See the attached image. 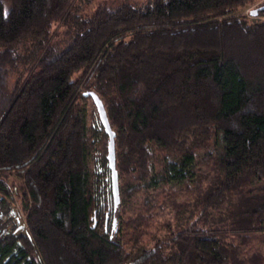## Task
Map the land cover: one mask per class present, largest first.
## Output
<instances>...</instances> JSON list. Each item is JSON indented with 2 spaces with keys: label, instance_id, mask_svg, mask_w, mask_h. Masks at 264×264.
I'll use <instances>...</instances> for the list:
<instances>
[{
  "label": "trees",
  "instance_id": "obj_1",
  "mask_svg": "<svg viewBox=\"0 0 264 264\" xmlns=\"http://www.w3.org/2000/svg\"><path fill=\"white\" fill-rule=\"evenodd\" d=\"M114 2L0 0V197L34 264H264L260 0Z\"/></svg>",
  "mask_w": 264,
  "mask_h": 264
},
{
  "label": "flooded vegetation",
  "instance_id": "obj_2",
  "mask_svg": "<svg viewBox=\"0 0 264 264\" xmlns=\"http://www.w3.org/2000/svg\"><path fill=\"white\" fill-rule=\"evenodd\" d=\"M14 197H0V264H34L31 237Z\"/></svg>",
  "mask_w": 264,
  "mask_h": 264
},
{
  "label": "water",
  "instance_id": "obj_3",
  "mask_svg": "<svg viewBox=\"0 0 264 264\" xmlns=\"http://www.w3.org/2000/svg\"><path fill=\"white\" fill-rule=\"evenodd\" d=\"M264 10V5L260 8L253 9L251 11V15L253 17H257L259 14V11ZM84 96H90L97 108L101 123L103 124V127L105 129V132L109 136L108 141V161H109V168L111 170V177H112V191H113V199H114V210L116 211L118 209V206L120 205V192H119V176L118 171L116 168V148H115V132L112 130L107 112L105 110L104 104L100 97L92 91H88L84 93ZM117 224V219H114L113 227L115 228Z\"/></svg>",
  "mask_w": 264,
  "mask_h": 264
},
{
  "label": "rangeland",
  "instance_id": "obj_4",
  "mask_svg": "<svg viewBox=\"0 0 264 264\" xmlns=\"http://www.w3.org/2000/svg\"><path fill=\"white\" fill-rule=\"evenodd\" d=\"M2 1V4H3V9H4V12L5 13H8L11 8H12V0H1ZM115 1L114 3H117V2H120V1H129V2H132V3H138V4H143L145 2H148L150 0H113ZM261 5H264V0H260V2H258L256 5H253L250 7V9L246 10L243 12V14H246L248 15V17L252 18V19H262L264 20L263 17H253V16H250V10H253V9H256V7L258 6H261ZM12 83H13V76L9 79V88L12 87ZM88 108H89V114H92L91 110H92V107H91V104H88ZM14 179L16 180L17 178H11L10 180H8V184L11 185L10 187L12 188L13 186H15V182H14ZM14 189H16L17 187H13ZM14 208L17 209V211H20V207H19V202H18V196L16 195L15 193V197H14ZM21 217L22 219H26V216H25V213L23 212L22 210V214H21Z\"/></svg>",
  "mask_w": 264,
  "mask_h": 264
}]
</instances>
